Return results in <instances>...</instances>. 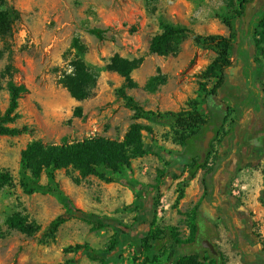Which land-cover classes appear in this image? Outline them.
Masks as SVG:
<instances>
[{
  "label": "rangeland",
  "instance_id": "obj_1",
  "mask_svg": "<svg viewBox=\"0 0 264 264\" xmlns=\"http://www.w3.org/2000/svg\"><path fill=\"white\" fill-rule=\"evenodd\" d=\"M4 1L8 7L17 10L19 18L13 23L7 39L0 38V76L11 66L10 79L16 84H24L29 90L18 102L21 118L15 126H27L32 132L16 137L0 136V171L10 173L13 179L9 187L0 190V264H71L72 260H78L77 264H100L82 254H65L63 250L75 244H88L96 251L106 250L113 235L111 228L90 232L86 224L71 220L58 229L53 240L42 241L41 232L63 209L50 195L23 194L18 176L21 151L29 142L37 139L46 143L94 135L123 139L129 125L134 123L132 113L116 98V90L122 86L123 79L105 70L110 59L117 54L129 60H140L139 67L132 73L137 88L129 89L127 93L145 109L161 113H182L193 108L201 114L209 110L225 111L227 122L221 135L211 144L209 165L225 153L232 154L234 144L229 136L232 134L231 128H238L232 124L237 119L234 103L247 91L246 86L241 85L240 93L234 95L232 85L240 84L236 80L244 83V72L239 70L240 75L235 80L227 78V84L230 83L232 87L220 91L219 98L204 101V93L199 89L204 82L201 75L214 54L199 49L188 38L175 56L160 57L149 52V43L160 32L162 22L184 25L197 35L228 36V28L221 17L234 16L238 10V0ZM263 8L264 0H256L247 7L244 28L251 17ZM90 29L103 30L104 40L90 35ZM75 37L86 46L83 60L98 75L91 95L80 103L74 101L59 83L62 73L69 70L68 64L75 57V52L70 50ZM248 51L250 63L260 67V76L264 80V49L257 56L253 49ZM238 59L239 54L235 50L232 66L239 65ZM154 77L159 81L155 82L153 91H148L146 86ZM7 80L8 77L0 79L2 112L8 106ZM257 84L261 86L260 81ZM212 86L213 82L208 83V90ZM221 98L226 103H220V106ZM77 106L83 109L81 118L73 117ZM139 123L151 126L152 144L160 151L161 157L170 158L172 154L182 152L176 136L180 130L175 125ZM225 147H228L227 151ZM166 168L163 158L147 153L131 160L130 172L125 174L127 184H105L94 177L81 176L72 167L56 172V180L61 189L72 197L75 205L82 197L88 211L96 213L103 212L98 206L103 204L104 196L109 202L106 194L114 193L117 197L116 209L106 217L129 226L135 218V212L126 210L131 200H135L131 187L142 188L149 193L157 182L158 171ZM203 174V171L197 173L198 179L193 188L200 191L193 195L187 194L184 189L187 182L178 184L171 179L163 180L159 198L155 202L159 228L176 229L181 238L187 237L192 214L198 208L214 220L215 231L211 243L224 264H244V254L249 258L261 253L264 255V209L258 196L260 183L256 186L257 181L252 174L249 177L241 176L239 181L233 177L226 187L218 185L210 201L204 202L201 198ZM247 181L254 184L244 187ZM45 182L43 178L42 183ZM262 187L260 194L264 195V183ZM179 191H183V197L177 204ZM222 195L234 198L235 207L231 208L232 205L229 206ZM15 213L21 214L41 230L28 236L9 229L5 221ZM204 251L206 264H211L207 250ZM253 252L260 253L253 255ZM167 257L168 254H158L156 264H168ZM119 264L148 263L143 254L136 252L134 244L128 242L121 250Z\"/></svg>",
  "mask_w": 264,
  "mask_h": 264
},
{
  "label": "trees",
  "instance_id": "obj_2",
  "mask_svg": "<svg viewBox=\"0 0 264 264\" xmlns=\"http://www.w3.org/2000/svg\"><path fill=\"white\" fill-rule=\"evenodd\" d=\"M256 0H238V10L232 17H221L223 24L228 28V36L197 35L184 25L164 23L160 24V32L149 43V52L160 57L175 56L182 44L191 38L196 47L211 51L213 60L202 73L203 83L199 89L204 93V101L216 98L227 83V71L232 67V57L236 50L238 61L244 71L255 81H261V90L256 94L249 90L250 101L259 100L261 95L264 102V80L261 79V69L250 63L249 49H253L257 56L264 49V8L255 13L244 28L247 7ZM19 18L17 10L8 7L4 0H0V38L6 40L13 23ZM88 33L98 40H104V31L90 29ZM70 50L75 57L68 66L69 70L62 73L59 83L69 96L80 103L89 98L97 81V72L85 63L82 56L86 53V46L80 39L73 38ZM140 60H129L114 55L105 70L118 74L123 84L116 90V98L121 100L132 113L134 123L129 125L122 140L111 139L100 135L68 141L62 139L59 143H46L40 139L29 142L20 153L19 186L23 194L50 195L62 206L63 212L56 216L41 232L42 241L53 240L58 229L71 220H78L89 226L90 232H98L111 228L113 235L106 250L96 251L88 244H75L64 248L65 254H82L88 260L100 264H119L121 250L128 243L134 244L136 252L144 255L148 264H156L158 254H168V264H206L205 251L201 248L203 240L211 241L215 231L214 220L208 218L196 208L189 224L188 236L181 238L176 229H160L157 223L156 204L160 195L161 182L166 179L173 181L180 179L187 173L185 182L193 180L199 171H205L202 185L204 189L202 200L210 201L213 192V174L220 168L224 158H217L209 165L212 155L211 144L221 135L223 125L227 121L226 112L209 110L205 114L194 108L187 112H156L145 109L133 96L127 93L129 89L137 88L132 73L140 65ZM11 66H8L0 79L8 77L5 89L8 93V106L0 110V136L16 137L32 132L27 126L16 127L21 116L18 112L19 100L29 93L24 84L14 83ZM158 78H151L146 88L153 91ZM213 86L208 90V83ZM1 89V86H0ZM83 109L75 107L73 117L81 118ZM139 121L155 125H175L180 130L177 141L183 148L180 154L174 153L170 158L160 156V151L153 146L152 128ZM208 132L214 134L208 150H203V140ZM205 159L201 161V154ZM153 153L166 161V170L158 171L157 182L149 193L142 188L131 187L135 200L126 210L135 212L134 223L124 225L106 216L86 212L75 206L74 202L60 187L56 180V172L72 167L83 177H94L105 184L126 183L125 174L130 172L131 160ZM229 154V153H228ZM210 167H209V166ZM45 183H42V179ZM13 183L12 176L6 171H0V190ZM149 194V195H148ZM148 195V197H147ZM183 197V191L178 192L176 203ZM143 198V200H142ZM260 202L264 207V195ZM5 225L28 236L38 233L41 228L29 223L21 214L9 216ZM218 253V252H217ZM260 252H253L258 255ZM211 264H224L221 255H212L207 251ZM244 264H264V255L261 253L255 258L245 254L242 257ZM78 260L71 261L77 264Z\"/></svg>",
  "mask_w": 264,
  "mask_h": 264
},
{
  "label": "crops",
  "instance_id": "obj_3",
  "mask_svg": "<svg viewBox=\"0 0 264 264\" xmlns=\"http://www.w3.org/2000/svg\"><path fill=\"white\" fill-rule=\"evenodd\" d=\"M239 65L232 66L231 68H229V70L227 71V78L232 77L234 78L233 80H235L236 76L238 77V75H240L239 70L240 72L242 71V73L245 72L244 68H240V66L242 65L240 66ZM235 82L236 83L238 82L240 84H238L239 86L236 85L235 83L232 85L235 90V92L233 93L234 95L240 93L241 85L246 86L247 91L245 92V95L243 97L238 98V100L234 98L236 100V102L234 103V108H235L237 119H235L232 124H234V127H238V128H236V130L234 128H231L232 134L229 136V139L232 141V145L234 144V148H233L232 154L225 153L224 155L220 157V158H224V160L222 161L220 168L214 173L215 176L214 174L212 176L213 192L217 191L218 185H222L226 187V184H225L226 182L223 180L224 170L229 169L231 171V168H233L234 163L237 161L236 168L238 169V171L236 173H233L229 181L233 179V177H235L236 181H239L241 176L245 175L249 177L252 174L255 181H257V184L255 183L256 186H258V184L260 183V188L258 190V193H259L258 196H261L260 193L263 190L262 186L264 183V174H263V170H264V156H263L264 155L263 154L264 153V102L261 98L262 97L261 95H259V100L251 102L249 90L253 89V91L256 94H258L262 86H259L257 84L258 81H255L254 79L251 80V78L249 79V81L244 80L243 84H241V80H236ZM228 86L232 87L230 83L228 84L226 83L225 87L221 91L223 92V90H225V88ZM220 93L221 92H219V94ZM219 94L217 96L218 98H219ZM221 99L222 100L219 102V104L226 103V101L223 100V98ZM239 128L243 130L240 131ZM240 134H242L243 137ZM224 149L227 151L228 147H225ZM234 153L238 154V157L237 156L234 157L233 155ZM203 173L205 174V171H203ZM186 177H187V173H184V175L180 179L175 180L174 182H177L178 184H180L185 180ZM197 179L198 178L196 175V177L193 180L188 181L186 183L188 186L186 185L184 189H186L187 194L190 193L191 195H193V193H198L200 191L199 188L198 189L193 188L196 185L194 183L195 181H197ZM202 180H201V184H202ZM162 183L163 181L161 182V184ZM252 184L250 181H247L243 186L251 187ZM202 191L204 193L203 185H202ZM213 192H212V197H213ZM203 193H202L201 198L203 197ZM107 195L109 196L110 201L108 202L107 200L108 198L104 196L103 204L102 205L100 204L98 206L100 209L103 210L102 213L88 211V208L86 207V203L84 202V198L82 197H80L77 200V204L75 206L82 209L83 211L92 212L100 216H111L112 215L111 211H113V209H116L115 203H116L117 197L114 196L115 195L114 193L106 194V196ZM70 198L72 199L71 196ZM225 198H226L225 195H222V199H225ZM226 201L229 204V206L232 205L231 208L235 207L233 204L236 202L234 198L228 197L226 198ZM132 202L133 200H131L130 204H132Z\"/></svg>",
  "mask_w": 264,
  "mask_h": 264
},
{
  "label": "water",
  "instance_id": "obj_4",
  "mask_svg": "<svg viewBox=\"0 0 264 264\" xmlns=\"http://www.w3.org/2000/svg\"><path fill=\"white\" fill-rule=\"evenodd\" d=\"M214 136V134L212 132H208L203 140L202 146H203V150L206 151L209 148L210 145V141L211 138ZM205 159V153L203 152L201 154V161H203ZM201 248L208 250L212 255H217L216 249L214 247V245L208 241V240H203L201 243Z\"/></svg>",
  "mask_w": 264,
  "mask_h": 264
},
{
  "label": "flooded vegetation",
  "instance_id": "obj_5",
  "mask_svg": "<svg viewBox=\"0 0 264 264\" xmlns=\"http://www.w3.org/2000/svg\"><path fill=\"white\" fill-rule=\"evenodd\" d=\"M239 64L240 65H242L240 62H239ZM244 68V67H243ZM244 79L246 80V81H249V79L251 78V80L253 79L252 77H249L248 75H247V73L246 72H244ZM234 155V157L235 156H237L238 157V154H236V153H234L233 154ZM236 157V158H237ZM238 159V158H237ZM236 164H237V161L234 163V165H233V168H231V171L229 170V169H226V170H224V177H223V180L226 182L225 184L227 185V183L229 182V179H230V177L233 175V173H236L237 171H238V169L236 168ZM240 171V170H239ZM236 233V235H237V237H238V234H237V232H235ZM211 241H212V239H211ZM210 241V242H211ZM215 247V246H214ZM202 250H205V249H202ZM208 251V250H207ZM217 252V251H216ZM218 254V253H217Z\"/></svg>",
  "mask_w": 264,
  "mask_h": 264
}]
</instances>
